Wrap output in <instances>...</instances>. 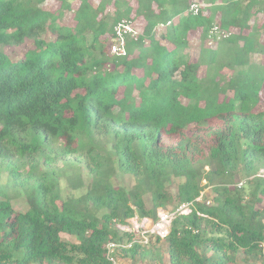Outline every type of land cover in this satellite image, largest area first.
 Wrapping results in <instances>:
<instances>
[{"label":"trees","instance_id":"obj_1","mask_svg":"<svg viewBox=\"0 0 264 264\" xmlns=\"http://www.w3.org/2000/svg\"><path fill=\"white\" fill-rule=\"evenodd\" d=\"M45 1L0 0V47L33 42L16 61L0 50V264H109L106 243L130 238L116 221L186 202L194 208L172 218L164 240L168 264H258L264 0H198L197 14L191 0H55L57 11ZM65 11L73 25L59 22ZM124 18L138 34L111 55ZM214 23L229 34L208 47ZM118 172L133 184L114 185ZM63 176L82 193L62 197ZM207 187L211 204L196 201ZM18 191L24 211L11 203ZM136 254L163 264L136 243L122 252Z\"/></svg>","mask_w":264,"mask_h":264},{"label":"built area","instance_id":"obj_2","mask_svg":"<svg viewBox=\"0 0 264 264\" xmlns=\"http://www.w3.org/2000/svg\"><path fill=\"white\" fill-rule=\"evenodd\" d=\"M245 1V0H240ZM201 4L198 0H191L189 3L188 11L192 14H197ZM169 24V22L167 23ZM158 26H164L160 23ZM138 34V30L133 27V24L128 19H121L113 26V38L110 44L109 53L111 55H125V41L127 37L135 38ZM229 31L222 29L219 25L213 24L208 31V36H216L217 38H223L228 36ZM264 174V170L262 172ZM244 181L236 183L237 187H240ZM202 193L195 199L196 201L204 202L205 204H211V200H202ZM194 205L192 202H186L178 205L174 210H165L162 208L157 209L156 219L151 217H139L134 215L131 218L125 220V222H115L114 227L119 234H128L130 238H125L122 241L109 240L104 249L105 258L109 264H122L121 257L122 252L125 249L131 248L135 243L139 245H145L151 239H159L164 241L169 233L170 222L175 215L189 214ZM197 214H200L197 212Z\"/></svg>","mask_w":264,"mask_h":264},{"label":"rangeland","instance_id":"obj_3","mask_svg":"<svg viewBox=\"0 0 264 264\" xmlns=\"http://www.w3.org/2000/svg\"><path fill=\"white\" fill-rule=\"evenodd\" d=\"M71 3V7H75L78 3L77 0H69ZM98 0H92L93 4H96ZM199 2V1H198ZM200 3V2H199ZM43 8L51 10V11H57L59 9L60 3L55 1V0H46L43 4H42ZM202 6V4H201ZM264 16H260L258 20H262ZM60 23H64L67 25H73L74 21H73V12L72 11H65L63 13L62 18L59 20ZM217 24L218 23H214ZM157 30H161L164 26H157ZM160 31H158L159 33ZM219 38H217L216 36H208L206 38V45L208 47H213L215 46L217 40ZM264 41V38H263ZM189 50L190 53L192 55H196L198 53L199 47H200V41L198 39V33L195 32L193 34H191L190 36V44H189ZM33 48V42L32 40H27L25 43L18 45V46H1L0 50L4 51L11 60H19L20 58L23 57L24 53ZM58 166L63 167V163L62 162H58L57 163ZM75 167V165H72V167L67 168L66 167V172L67 174H70L73 170V168ZM79 171H81V175H82V179L85 185H87L90 182V174L87 171V168L85 166V164L83 163H78L77 166ZM263 172V170H261V173ZM263 174V173H262ZM3 180L5 179V177H2ZM239 181H244V179L238 178L237 182ZM112 182L114 185H122L125 187H130L133 182H134V178L131 175H125L122 173H116V175L112 178ZM175 183L171 184V190L174 191L175 190ZM60 190H61V195L62 197H66V196H78L82 193L83 189H70L67 186L65 177L63 176L60 179ZM202 200H211L212 197V192L210 190L209 187L205 188L202 192ZM148 197V196H147ZM146 205L147 207L151 206L150 200L146 199ZM11 203L12 206L15 210L17 211H24L27 209V203L25 200L24 195L21 192H11ZM264 203V202H263ZM170 207V206H169ZM62 236L66 239H70V237H68L65 234H62ZM264 247V244H262ZM143 248L148 249V251L151 252H155L156 250H158L161 254V256L163 257V264H168V257L166 255V243L165 241H159L157 242L155 239H151L149 240V242L145 245H142ZM121 263L122 264H157L156 261L152 258H150L149 256L146 257L145 259H141L139 254H136L134 258H130V257H121ZM240 264H244L242 262H239ZM258 264H264V253H263V259L259 261Z\"/></svg>","mask_w":264,"mask_h":264},{"label":"bare ground","instance_id":"obj_4","mask_svg":"<svg viewBox=\"0 0 264 264\" xmlns=\"http://www.w3.org/2000/svg\"><path fill=\"white\" fill-rule=\"evenodd\" d=\"M194 203V202H193ZM198 203V202H197ZM195 205V204H194ZM168 210V209H167Z\"/></svg>","mask_w":264,"mask_h":264}]
</instances>
